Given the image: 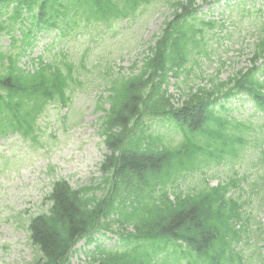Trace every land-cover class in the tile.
<instances>
[{"label":"trees","instance_id":"obj_1","mask_svg":"<svg viewBox=\"0 0 264 264\" xmlns=\"http://www.w3.org/2000/svg\"><path fill=\"white\" fill-rule=\"evenodd\" d=\"M141 1L149 2L0 0V32H7L13 43L20 32L21 45H31L32 34L46 24L64 29L68 13L108 23L111 16L132 14ZM191 3H176L173 18L149 45L138 71L110 72L109 94L100 96L98 105L104 111L101 135L108 149L100 180L79 189L64 179L53 184L48 212L29 222L30 239L39 251L31 264H71L76 242L84 235L91 240L102 229L124 232L114 249L98 245L88 264H157L171 258V264L236 263L233 248L241 232L234 223L243 218L248 198L233 195L237 179L229 174L216 187L201 184L184 191L180 186L194 168L234 164L247 150L248 139L235 128L241 124H230L215 110L217 97L246 91L257 103L262 95L253 85L264 83L253 72L257 68L239 71L227 82L189 87L182 93L183 102L173 104L163 85L169 72L178 76L189 61L186 26ZM20 54L0 51V135L32 134L47 105L58 96L64 100L79 84L74 62L58 61L55 55L33 72L24 71L18 67ZM106 102L109 108L104 107ZM156 119L173 124L161 133L151 129ZM172 133L181 135L179 143Z\"/></svg>","mask_w":264,"mask_h":264},{"label":"rangeland","instance_id":"obj_2","mask_svg":"<svg viewBox=\"0 0 264 264\" xmlns=\"http://www.w3.org/2000/svg\"><path fill=\"white\" fill-rule=\"evenodd\" d=\"M222 3L204 7L202 13L215 8L216 14L219 13L222 17V11H225L224 17L230 28L223 30L224 33L221 34L226 31L234 33L233 21L237 19V26L243 28L241 34H234L223 42L217 38V42L212 43L213 52L210 58L202 56L200 63L194 66L195 71L190 70L185 76L181 74L177 81H170L168 89L176 94V98L186 85H204L217 73L225 79L249 64L253 49L250 43L255 37V23L260 16L255 13L261 8L264 15V0L248 2V7H252L254 13L250 17L247 16V4L242 5L246 7L244 10L237 7V12L230 13L221 6ZM168 15H171L168 1L157 0L155 5L140 12L126 28L118 27L105 35L99 32L94 40L89 33H77L59 46L79 58L88 52L87 58H98L102 66L115 60L112 63L113 69L119 71L123 67V71L127 72L135 61H142L145 53L143 51L161 30ZM216 31L220 32L219 29ZM250 32L253 34L250 35ZM53 37L55 33L47 41H51ZM47 41L40 43L34 56ZM8 43L3 39L1 44ZM92 47L95 48L90 50ZM96 76L92 73L87 76L86 82H83L84 88L75 92L68 109L59 107L58 103L48 106V110L39 120L35 145L25 142L19 135L0 137V264H31L39 256L38 249L30 240L28 226L34 215L48 211L49 204L45 202V198L56 180L64 178L74 188L98 183L101 174L99 165L107 150L100 134L99 117L103 110H99L97 99L100 94L106 95L107 92L105 82L99 84L100 80ZM104 107H108V104H104ZM227 107L231 108L232 114L245 118L252 117L254 113L252 103L244 99H233ZM256 133L259 134L260 130L257 129ZM248 158L249 156L242 166ZM245 170L248 174H255L258 168L249 170L241 167L242 172ZM214 178L215 184L219 178ZM188 184L195 185L192 180ZM260 198L261 195L251 196L249 211L253 230L259 226V221L264 220V203ZM251 235L253 236L252 233ZM261 244L262 241L245 247L243 255L246 263L256 264L255 259L258 258ZM91 248L92 245H88L85 240L80 242L72 256V263L85 264V253Z\"/></svg>","mask_w":264,"mask_h":264}]
</instances>
